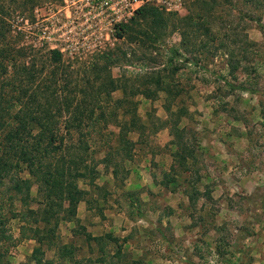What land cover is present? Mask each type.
Here are the masks:
<instances>
[{"label":"rangeland","instance_id":"374dc122","mask_svg":"<svg viewBox=\"0 0 264 264\" xmlns=\"http://www.w3.org/2000/svg\"><path fill=\"white\" fill-rule=\"evenodd\" d=\"M0 8L9 53L0 143L18 124L8 83L23 76L20 65H35L36 84L72 80L77 96L93 84L106 95L110 78L117 86L101 102L104 118L70 131L59 118L65 143L88 146L82 158L43 157L79 163L72 174L83 176L66 180L83 192L73 214L68 200L46 197L20 153L0 149L19 164L0 184V264H264L255 222L264 204V0H0ZM171 49L189 62L168 65Z\"/></svg>","mask_w":264,"mask_h":264},{"label":"trees","instance_id":"16d2710c","mask_svg":"<svg viewBox=\"0 0 264 264\" xmlns=\"http://www.w3.org/2000/svg\"><path fill=\"white\" fill-rule=\"evenodd\" d=\"M1 11L3 13L2 8H0V16ZM3 21L2 17H0V37L6 36V34H4L5 25ZM171 53L172 55L169 56L168 65L172 64L173 61L177 59H185L189 62V58H183L179 50L171 49ZM52 55L55 62L61 61L62 54L59 50H52ZM8 58V50L0 48V71H2V73L6 72L9 67L4 61ZM16 64L15 61L12 62V65L16 66ZM20 66V70L25 72L23 76L17 77L16 80L8 83L12 90H14L13 95H15V100H17L15 105L18 106L21 104L17 114L14 116V119H16L18 124L13 126L11 130H8V134L6 133L7 135L5 134L4 139L7 144H3L2 141L0 143V149H3L4 153H11V156H14L12 154L13 150H16V154L20 153L19 156H22V158H20L21 161L28 162L33 175L35 176L37 174L36 176L39 179L44 180L46 184V197L51 199L53 198V195H58L61 200H68V211L73 214L78 203L82 200L83 192L78 189L74 181L66 182V180L69 175L73 178H76L78 175L83 176V172L72 174V169L76 171L80 169L79 163L75 159L65 160L64 158H61L53 165L45 160L43 161V157L45 158L46 156L51 155L58 156L60 151L63 152L65 150H69L68 152L71 155H74L76 152L75 156H80L81 158L84 156V152L87 150L88 146L80 148L81 151L78 152L76 151V145H68L65 143L64 137L58 134L57 125L59 124V118L65 116L63 122L65 123V128L69 131L73 128L78 129L82 127L87 120L95 121L104 118L105 110L103 108L104 106H101V102L107 100L108 95H111L110 93L117 87L115 80L110 78L108 82L107 80L102 82L101 87L103 90L110 88L109 93L106 94L107 96L100 95L102 94L101 92L93 91L92 88L94 87V84L93 86L90 85V94L85 88H83L79 89L82 96H77V92L75 91L76 86H71L73 83L72 80L67 79L63 85H59L58 87L54 85L56 84V81L54 82L55 78L53 77L50 78L51 80H49L48 83L43 80L41 82L39 81L40 84H36L39 76L38 72L34 71L35 65L29 67L25 65ZM156 83L157 85H160L161 82L157 80ZM93 92H95V94ZM150 92L151 90H144V93L149 96ZM0 97L3 98L2 95H0ZM24 97H27L28 102H26L25 107H29L27 109L29 111L25 110L23 107ZM41 98H47V100L43 102ZM1 104L2 101L0 99V106ZM97 109H100V114L95 118L94 114ZM2 119V115H0V127H5L7 124ZM32 123H38L41 126L36 134H33V130H31L34 127L31 126ZM135 126L136 118H134L129 125L127 123L124 124L122 126L123 129L121 128L119 138L123 140L126 137L127 130L133 129ZM26 132H28L29 136H27ZM58 140L60 141L58 142ZM129 144L128 140L127 145ZM3 145L4 147L2 148ZM7 147H9V150ZM183 152L184 151L179 152L180 156L178 157L180 158V164L186 165L185 162H187L186 160L188 156L183 154ZM0 156L1 184L6 174H8L13 168L19 167V164L17 163L14 166V164L2 157L4 156L3 153H1ZM67 163L70 165L68 168L65 167V164ZM36 164L42 169L41 171L33 168ZM168 181L172 182L173 179L171 180L169 178ZM24 182L28 184L30 181L27 180ZM20 183L21 182L17 181L15 188L20 189ZM199 195L200 192H195V195H191L190 198L192 200L197 199L200 197ZM48 204L50 207L53 205L52 203ZM46 219L47 221L49 220L48 218ZM64 255L69 257L71 253H64Z\"/></svg>","mask_w":264,"mask_h":264},{"label":"crops","instance_id":"0c3cea01","mask_svg":"<svg viewBox=\"0 0 264 264\" xmlns=\"http://www.w3.org/2000/svg\"><path fill=\"white\" fill-rule=\"evenodd\" d=\"M231 157H233V156H231ZM235 158H237V156L235 157ZM221 159V158H220ZM231 159V158H230ZM234 159V158H233ZM232 159V160H233ZM232 160H230V163L232 164L233 162H232ZM222 163H224V164H226V162H222V161H220V166L222 165ZM261 187H263L264 188V184L263 185H261ZM234 188L235 189H237V190H239L240 189V185L239 186H235V184H234ZM241 189H243V187L241 188ZM241 193V192H240ZM205 197V196H204ZM203 198V197H202ZM258 209H259V211L261 212H259L261 215H259V216H257L256 217V226H260V229L264 232V228H262V226H264V204L262 203V202H259L258 203V207H257ZM260 208L262 209V210H260ZM249 218H250V216H248ZM252 217V216H251ZM261 223V224H260Z\"/></svg>","mask_w":264,"mask_h":264}]
</instances>
